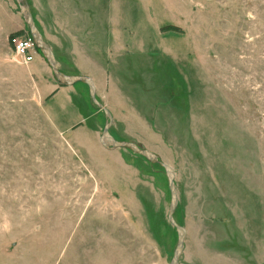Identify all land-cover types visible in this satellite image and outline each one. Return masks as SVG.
I'll use <instances>...</instances> for the list:
<instances>
[{
	"label": "rangeland",
	"instance_id": "obj_1",
	"mask_svg": "<svg viewBox=\"0 0 264 264\" xmlns=\"http://www.w3.org/2000/svg\"><path fill=\"white\" fill-rule=\"evenodd\" d=\"M103 8L108 51L55 55L69 75L75 58L93 72L106 65L117 87L97 97L111 134L175 169L180 263L264 264V0ZM30 35L16 0H0V264H171L179 236L165 169L99 149L108 118L84 83L89 106L73 96L79 110L50 112L12 57L10 39Z\"/></svg>",
	"mask_w": 264,
	"mask_h": 264
},
{
	"label": "crops",
	"instance_id": "obj_2",
	"mask_svg": "<svg viewBox=\"0 0 264 264\" xmlns=\"http://www.w3.org/2000/svg\"><path fill=\"white\" fill-rule=\"evenodd\" d=\"M30 7L34 12L35 20L42 31L44 39L52 47L54 53L90 54L109 50L108 39L110 31L108 27L106 29V23L102 16L104 14L103 0H99L98 3H95L94 0H30ZM22 27L23 21L17 17L15 24H11L10 32L17 31ZM73 57L75 58V56ZM72 61L76 65L77 70L81 72L78 75H88L93 78L97 94L103 93L104 96L106 94L105 90L110 87L112 82L113 86L117 87L106 65H103V68L100 67L99 71L93 72L80 66L76 58L72 59ZM59 65L61 66V63ZM26 71L27 76L31 77L37 87L39 99L45 100L51 97L48 100L49 107H51L50 112L56 109L70 112H74L76 109L79 110L73 96H77L79 100L86 101L84 94L80 90L81 88H77L76 84L63 85L57 81L47 60L39 51L35 54L34 59L27 63ZM83 123L82 121L75 122L77 125H82ZM73 125L74 122H69L65 127H59L66 132ZM80 127L82 129L81 132L86 133L83 132L85 126L82 125ZM78 130H73V135L74 131ZM92 136L93 140L91 139L92 143H89V146L99 136L98 131H93ZM86 141L82 142L83 147L90 148ZM100 143L98 146L101 151L117 152L115 149L102 147ZM102 165H105L104 162H102ZM99 173L102 174L100 171Z\"/></svg>",
	"mask_w": 264,
	"mask_h": 264
},
{
	"label": "water",
	"instance_id": "obj_3",
	"mask_svg": "<svg viewBox=\"0 0 264 264\" xmlns=\"http://www.w3.org/2000/svg\"><path fill=\"white\" fill-rule=\"evenodd\" d=\"M16 2L18 3L20 7V12L25 20V23L29 27L30 34L33 38V41L37 49L43 55V57L47 60L49 66L53 70V73L57 81L63 85H74L78 82L86 84L89 88L93 103L99 109L103 110L105 115L107 116L108 121L105 124V127L100 137L101 144L107 149L126 148L129 150H132L133 152L145 157L148 161L159 164L165 169L168 180H169V188H170V193H171V201H170V209H169L168 218L171 224L177 229L178 236H179L178 244L174 250L171 264H181L180 258L184 251L185 237L187 234V230L183 226H181L174 218L176 208L179 204L178 192H177V187H176V182H175V179H176L175 169L170 164L162 161L155 152L145 147H142L133 141L118 140L111 134L110 129L114 123V117L110 109L107 108L98 99L96 85H95L93 78L88 75H69L61 71L59 62L56 58V55L52 47L44 39L42 33L40 32L39 28L36 25V21L32 14L29 3L27 2V0H16Z\"/></svg>",
	"mask_w": 264,
	"mask_h": 264
},
{
	"label": "built area",
	"instance_id": "obj_4",
	"mask_svg": "<svg viewBox=\"0 0 264 264\" xmlns=\"http://www.w3.org/2000/svg\"><path fill=\"white\" fill-rule=\"evenodd\" d=\"M12 57L20 62H31L38 49L33 41L32 36L21 38L20 36H14L10 39Z\"/></svg>",
	"mask_w": 264,
	"mask_h": 264
},
{
	"label": "trees",
	"instance_id": "obj_5",
	"mask_svg": "<svg viewBox=\"0 0 264 264\" xmlns=\"http://www.w3.org/2000/svg\"><path fill=\"white\" fill-rule=\"evenodd\" d=\"M30 2V1H29ZM41 32V31H40ZM42 33V32H41ZM39 51V50H38ZM75 71V70H74ZM75 73H77L76 75H78V72H77V70L75 71ZM78 83H81V82H78ZM86 85V84H85Z\"/></svg>",
	"mask_w": 264,
	"mask_h": 264
}]
</instances>
